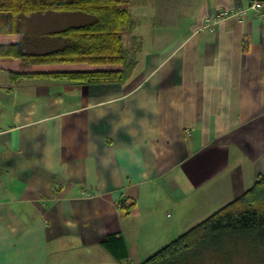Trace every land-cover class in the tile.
Wrapping results in <instances>:
<instances>
[{
	"label": "crops",
	"instance_id": "1",
	"mask_svg": "<svg viewBox=\"0 0 264 264\" xmlns=\"http://www.w3.org/2000/svg\"><path fill=\"white\" fill-rule=\"evenodd\" d=\"M129 1L128 81L0 68V264H141L264 177V25L206 27L249 0Z\"/></svg>",
	"mask_w": 264,
	"mask_h": 264
},
{
	"label": "trees",
	"instance_id": "2",
	"mask_svg": "<svg viewBox=\"0 0 264 264\" xmlns=\"http://www.w3.org/2000/svg\"><path fill=\"white\" fill-rule=\"evenodd\" d=\"M129 0H0V68L12 82L62 79L120 85L135 67L124 44L134 28ZM245 240L264 249V177L232 202L141 264H192ZM117 260L128 258L124 239L102 244ZM234 249V247L232 248Z\"/></svg>",
	"mask_w": 264,
	"mask_h": 264
},
{
	"label": "rangeland",
	"instance_id": "3",
	"mask_svg": "<svg viewBox=\"0 0 264 264\" xmlns=\"http://www.w3.org/2000/svg\"><path fill=\"white\" fill-rule=\"evenodd\" d=\"M132 6V5H131ZM134 17V5L131 7ZM136 44H132V47ZM135 47L133 48V50ZM219 250L218 253L209 252L203 260L199 258L192 264H264V249L254 247L251 243L245 240L239 241L237 245L234 243ZM234 247V249H232Z\"/></svg>",
	"mask_w": 264,
	"mask_h": 264
},
{
	"label": "built area",
	"instance_id": "4",
	"mask_svg": "<svg viewBox=\"0 0 264 264\" xmlns=\"http://www.w3.org/2000/svg\"><path fill=\"white\" fill-rule=\"evenodd\" d=\"M248 13H252L264 25V0H249L247 7L239 6L233 10L221 11L212 21H207L206 27L211 28L214 24L226 21L232 17L243 20ZM91 196V194L86 195L88 198Z\"/></svg>",
	"mask_w": 264,
	"mask_h": 264
}]
</instances>
